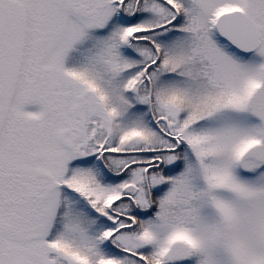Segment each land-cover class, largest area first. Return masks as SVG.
<instances>
[{
    "label": "snow or ice",
    "instance_id": "obj_1",
    "mask_svg": "<svg viewBox=\"0 0 264 264\" xmlns=\"http://www.w3.org/2000/svg\"><path fill=\"white\" fill-rule=\"evenodd\" d=\"M0 264H264V0H0Z\"/></svg>",
    "mask_w": 264,
    "mask_h": 264
}]
</instances>
